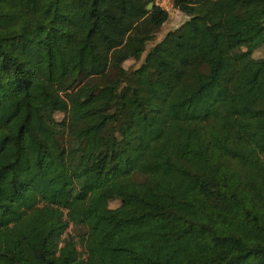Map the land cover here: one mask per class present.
<instances>
[{"label":"trees","instance_id":"1","mask_svg":"<svg viewBox=\"0 0 264 264\" xmlns=\"http://www.w3.org/2000/svg\"><path fill=\"white\" fill-rule=\"evenodd\" d=\"M169 1L0 0V264H264V0Z\"/></svg>","mask_w":264,"mask_h":264},{"label":"rangeland","instance_id":"2","mask_svg":"<svg viewBox=\"0 0 264 264\" xmlns=\"http://www.w3.org/2000/svg\"><path fill=\"white\" fill-rule=\"evenodd\" d=\"M156 4L161 6L164 10H166L169 13V20L168 22L157 32L155 38L151 43L147 46V51L144 54L143 58L139 62L135 61H127L125 63V68L129 71L137 70L141 67V65L144 62L145 57L147 56L148 52L159 42H161L170 32L176 31L179 28H181L187 21H189V17L184 15L182 12H180L178 9H176L173 5V3L169 0H156ZM262 30V36L264 37V26L261 28ZM186 51H189V48L186 49ZM264 53V46L260 48L254 55V58L260 59L263 57ZM58 119L61 120L62 116L59 115ZM119 206V202H112L111 207L115 208ZM106 236H105V243L108 246L112 245L113 238L110 234L109 226L108 224L103 225ZM83 230L74 229L71 227L69 229V234L73 236H77L79 234H82ZM89 259L91 264H117L118 261V255L115 252H108L103 249H98L90 252Z\"/></svg>","mask_w":264,"mask_h":264},{"label":"water","instance_id":"3","mask_svg":"<svg viewBox=\"0 0 264 264\" xmlns=\"http://www.w3.org/2000/svg\"><path fill=\"white\" fill-rule=\"evenodd\" d=\"M148 8H149V9H152V8H153V5H150Z\"/></svg>","mask_w":264,"mask_h":264},{"label":"built area","instance_id":"4","mask_svg":"<svg viewBox=\"0 0 264 264\" xmlns=\"http://www.w3.org/2000/svg\"><path fill=\"white\" fill-rule=\"evenodd\" d=\"M157 1H159V0H157ZM159 5V4H158Z\"/></svg>","mask_w":264,"mask_h":264}]
</instances>
